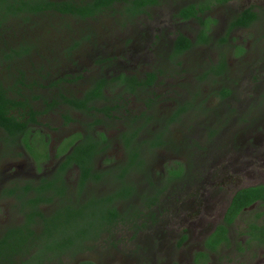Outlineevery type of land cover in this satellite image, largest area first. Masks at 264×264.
I'll return each instance as SVG.
<instances>
[{"label":"rangeland","instance_id":"obj_1","mask_svg":"<svg viewBox=\"0 0 264 264\" xmlns=\"http://www.w3.org/2000/svg\"><path fill=\"white\" fill-rule=\"evenodd\" d=\"M198 1L162 0L160 5L135 19L112 13L88 22L69 19L70 27L59 30L51 29L43 21L41 26H46L43 35L49 52L59 51L58 61H66L63 52L73 48L70 57L77 64L65 62L62 68L51 71V75L55 79L64 73L83 75L73 84L74 92H83L99 78L109 80L120 74L141 81L148 72H153L155 85L136 95L110 86L104 103L117 107L114 115L121 113L119 119L68 107L64 108L65 112L73 119L68 124L57 112L40 116V126L31 127V138L42 139L37 141L38 148L48 142L46 151L51 160L42 163H37L23 144L9 142L0 130V189L13 186L15 181L38 180L50 175L57 164L53 155L59 140L81 132L86 135L103 131L109 139L106 156L95 160L96 168L107 176L101 183L91 182L87 189L89 194L97 196L115 187L128 157V147L136 141L134 134L142 131L139 143L144 146L143 165L130 175L139 196L118 204L122 213L130 207L137 208L141 195L162 185L161 175L167 169L181 165L186 170L188 176L166 190L140 230L135 228L138 220L123 223L114 236H106L98 249L85 255L98 263L191 264L192 253L198 249L202 237L200 230L191 224H202L204 235L220 222L224 210L219 207L216 215L202 217L205 213L201 196L210 187L200 189L199 184L213 172L209 169L218 165L215 167L221 187L218 193L225 198V205L234 193L229 183L236 188L264 184V0H234L227 5L212 6L203 16L208 19L209 37L204 45L196 43L201 23L194 19L184 21L178 16L182 7ZM117 6L119 9L121 4ZM247 8L257 13L254 25L229 31L233 18ZM179 34L194 45L177 61L171 53ZM222 60L225 68L222 74H215L211 70ZM182 109L180 115L183 114L173 122L174 114ZM96 120L102 124H93ZM157 136H161L162 145L150 147L149 140ZM67 178L73 192L77 174L69 173ZM190 178L198 180L197 184L190 182ZM112 182L111 188L108 184ZM3 205L0 211H5L10 223L15 221L18 217L15 208L6 201ZM186 214L193 218L187 220ZM184 228H189V240L180 247L177 243ZM253 252L242 254L232 245L211 256L210 264H264V250ZM253 254H257L256 259ZM65 260V264H74V259Z\"/></svg>","mask_w":264,"mask_h":264},{"label":"trees","instance_id":"obj_2","mask_svg":"<svg viewBox=\"0 0 264 264\" xmlns=\"http://www.w3.org/2000/svg\"><path fill=\"white\" fill-rule=\"evenodd\" d=\"M232 1L234 0H200L182 7L178 16L184 21L194 19L201 23L202 28L196 43L204 45L208 43L209 37L208 19L203 16L210 11L212 6L227 5ZM161 2L162 0H0V130L6 134L8 141L23 144L34 155L36 162L40 163L43 155L34 154L36 145L31 138V125L39 124L40 116L57 112L65 124H68L73 119L65 112V107L87 114L102 113L107 115L117 108L113 104L104 103L107 102L105 92L110 86H116L130 95H136L138 89L152 88L156 80L154 73H147L145 79L141 81L134 76L128 77L120 74L109 80L103 77L99 78L83 92H74L73 84L80 81L83 75L64 73L65 76L60 74L56 76V79L51 75V71L62 68L65 62L77 64L74 58L70 57L73 48L63 52V56L67 58L66 61H58L56 54L59 51L49 52V44L43 35L46 26H41L43 21L51 29L59 30L70 27L69 19L88 22L108 13L135 19L157 7ZM118 4H121L119 9ZM257 18V13L253 12L252 8L244 9L233 18L228 30L249 28L257 21ZM32 28L35 30L31 31ZM69 31L72 32L73 29H69ZM35 32L36 34H33ZM193 45L194 43L186 36L179 34L173 43L171 57L178 61L192 49ZM105 61L107 60L101 59V62ZM70 67L74 66L70 65ZM224 68L225 63L222 60L211 71L215 74H222ZM181 111L175 113L172 119H177ZM141 132L134 134L135 145L133 144L128 149L135 150V148L142 147V144L138 143L141 142ZM155 139L157 140L154 145L158 146L161 143V141L158 142V139L161 140V136H157ZM77 141L79 143L74 145ZM107 142V137L102 132H98L95 138L89 134H86L85 137L78 134L67 141L66 149L72 147V151L62 163L60 170L65 171L73 163L78 166L80 170L79 191L83 190L88 179L100 180V174L93 173L92 161L108 147ZM44 146L46 147L47 143ZM135 156L136 154L133 155V157ZM128 157L129 161L119 174V185L112 192L93 201H88V203L68 205L61 210H56L51 219L44 220L48 229V243L51 242L50 245H52L50 250L56 249L59 251L58 253H68L78 245L83 250V240H96L100 233L106 232V228L119 217V211L115 204L126 201L133 192V188L130 186H121L127 170L134 165L130 154ZM168 173L171 176L169 180L179 178L181 169L170 170ZM57 177L62 179L60 174ZM19 190L21 191V188ZM62 190V185H58L54 181H41L37 185L29 184L22 187L24 195L31 191L38 195L35 200H30L27 203L36 211L39 202L47 201L42 196L45 191H55L57 194L63 195ZM15 192L16 188L9 189L6 193L10 195ZM256 202H264L263 185L242 189L235 193L222 223L206 238L205 248L207 251L216 252L222 243L229 245L227 225L237 218L243 208ZM32 215L39 214L33 212ZM29 218V221H32L31 216ZM245 231L249 237L247 244L257 241L259 245L264 246V224L252 222L245 227ZM30 235L31 233L25 234L20 228L12 229L0 241V250L12 247L8 242L9 238L18 236L26 242ZM20 238L17 241H21ZM208 255L206 252L204 254L197 253L194 256V264H206ZM46 258V251H42L34 261L27 264H44L43 259ZM82 264L92 263L83 262Z\"/></svg>","mask_w":264,"mask_h":264},{"label":"flooded vegetation","instance_id":"obj_3","mask_svg":"<svg viewBox=\"0 0 264 264\" xmlns=\"http://www.w3.org/2000/svg\"><path fill=\"white\" fill-rule=\"evenodd\" d=\"M231 3V2H230ZM230 25V24H229ZM254 25V24H253ZM229 28V26H228ZM239 29H245V28H239ZM150 73V72H148ZM153 73V72H151ZM155 74V73H154ZM146 76V75H145ZM145 79V77H144ZM155 84L153 83V86ZM150 89V88H148ZM142 90H147L146 89H138L137 92L142 91ZM116 109H113L110 113H107V115H105V117L107 119H119L121 117V113L117 112V115H114V113L116 112ZM182 111H184V109H182ZM102 114V113H101ZM183 114V113H182ZM181 114V115H182ZM104 115V114H103ZM180 115V116H181ZM180 118V117H178ZM177 118V119H178ZM177 119H172L173 122H175ZM98 121V122H97ZM93 124L96 125H100L102 124L100 120H96L95 123L93 122ZM33 126H40V121L39 124L36 125H31V127ZM92 126V125H91ZM43 128V127H42ZM44 128L50 129V127L45 126ZM98 132H102L106 135L105 132L103 131H97L94 134H90L89 135L93 136L94 138L97 136ZM80 134L81 136L85 137V132H81V133H75L74 135H72L71 137L65 138L62 141H60V145L55 149V153L53 155V157L56 159V166L53 169V172L50 175H45L41 178H39L38 180H32V181H24V182H20V183H16V181L13 183V186L11 185L10 187H5L0 189V208L3 207L4 208V201L9 202L10 203V207H14L15 208V212L17 214V219L15 221H12L10 223V221H8V216L5 213L4 210L0 211V241L3 240L8 233H10V231L12 229L15 228H20V230H22L25 234L31 233V235L28 237L27 241H23L20 237L15 236L13 238H9L8 242L12 245V247H5L3 250H0V264H27L28 262H32L35 260L36 257H38V254L41 253L42 251H46L47 253V258L43 259V263L44 264H65L66 260L65 259H74V264H82L83 262L85 263H92V264H106V263H98L92 259L87 258L85 255L94 251L95 249H98L101 244H103V241H101L103 238H105L106 236H114L115 231L117 229V227H119L120 225H122L123 223L129 224V223H133L135 220H138V224L135 227L136 229H141L145 222L146 219L149 218V212L150 210H153L157 205H159L160 203V199L161 197L164 195V193L166 192V190L173 185L175 182L177 181H182L183 177L185 175H187L186 170L179 165L177 168H169L166 170V172L164 174L161 175V177H164L163 180V184L160 185L158 188H155L148 194H143L141 195V204L135 208V207H130L127 211H125L124 213H122L117 205L120 203H125V202H129L131 200H133L135 197L139 196L138 190H137V186L133 183L132 179L130 180V175L137 169L141 168L143 165V150H144V146L142 145V147L140 148H135V150H130L128 149V154H130L131 159L134 163V165L127 170L126 175L124 180L122 181L121 186L125 185V186H130L131 188H133V192L130 195V197L127 198L126 201L124 202H119L115 204V207L117 208V210L119 211V217L113 222L111 223L112 225L108 226L106 228V232H102L100 233V236L96 239V240H87L84 241L83 240V250L82 248L78 245L76 246L71 252L68 253H58L59 251L56 249L50 250L52 249V245L51 242H49L48 238H47V231L48 229L46 228V225L44 223L45 219H51L53 217V215L55 214L56 210H61L63 208H65L68 205H78V204H83L85 202L88 203V201H93L96 198L102 197V196H106L107 194H109L110 192H112L115 188L118 187L120 180L119 178V174L117 176L116 179V185L115 187L102 195H92L89 194L87 192L88 189V185H90L91 182L93 183H101L102 180L104 179V177H106L107 175L102 172L99 171L96 166H95V160L97 157L100 156H106V152L109 148V139L107 137V144L108 147L100 154H98L95 158H93L92 161V166H93V173L94 174H100L101 178L99 181H95L94 179L89 180L86 183V186L83 188L82 191H79L78 188V181H79V177H80V170L78 168V166L76 164H72L69 168L65 169V171L60 170V167L62 165V163L66 160L67 156L70 154V152L72 151V147H69L66 149V145H67V141L71 140L74 136ZM41 142V138H36L35 140V145L37 146L39 143H37V141ZM157 139L153 138L151 140H149V146H155L154 143ZM161 143L158 146L162 145V139H158V142ZM47 143L48 146V142ZM79 141L75 142L74 145L78 144ZM139 143V142H138ZM45 145V144H44ZM135 145V143H134ZM35 146V151L34 154H40L43 155L42 156V162L47 161V160H51V156L47 153V146L43 147V148H38ZM156 148V147H154ZM136 154L135 157H133V155ZM34 156V155H33ZM45 156V157H44ZM36 161V160H35ZM129 161V157H127V160L123 166V168L126 166L127 162ZM218 165L213 166L211 169H209V172L211 170H213V172L211 174H207V176H205V178L203 179L202 184L200 185V189L204 186H209L210 190L205 191V193L202 194L201 198H202V205H203V212L205 214L202 213V217L206 218L209 216H214L218 213V208L221 207L224 210L222 211V215L220 218V222L216 223L212 229L208 232V233H204V226L202 224H196L193 225L191 224V227L196 228L198 230H200V233L202 234L201 237V241H200V245L198 247V249L192 253V256L190 258V262L191 264H194V256L198 253H207L208 255V261L206 264H210L211 262V256L217 255L220 253V250L225 249V248H230L232 245H234L235 249L238 250V252L244 254L246 252H252L253 253H257L259 250H264V246L263 245H259V243L257 241H253L250 244H247V240L249 239V237L245 234V227L252 223V222H256L258 224H264V202H256L255 204H252L249 207L243 208L242 212L240 214H238L237 218L229 225H227V230H228V239H229V245H226L225 243H222L218 246L217 251L216 252H210L207 251V249L205 248V241L206 238H208L217 228L218 225H220L222 223V220L225 216V213L233 199V196L235 195V193H237L238 191L242 190V189H247V188H251V187H256L259 185H263L264 184H256V185H250V186H240L237 187L232 185L231 183H229V185H231L234 188V193L232 194L231 197H229V200L227 202V204L225 205V198H222V196L218 193L219 189L221 187H218L219 184L217 183V178H216V171L217 169L215 168ZM181 169V175L179 178H173L171 180H169V178L171 177L168 173V171L170 170H178ZM122 169V168H121ZM38 170L41 172L42 171V165L41 167L39 166ZM60 170V172H59ZM195 170H193L194 172ZM75 172L77 174V178H76V184H74V186L76 187V190L74 189L73 192H71V189L69 187L70 183L68 181V175L69 173H73ZM201 173L204 174L205 173V169L201 170ZM62 176L61 178H58V175ZM188 176V175H187ZM132 177V176H131ZM45 179V180H42ZM190 182L196 183L198 182V180L196 179H192L190 178ZM41 181H47V182H56L58 185H62V194H57L55 191H48V192H44L43 193V197L46 198L47 201H42L39 202L37 204V211L34 210L31 205H28L27 203H29L30 200H35L38 195L34 194V192H30L27 194H23L22 193V187H24L25 185H37L39 184ZM225 183V181H223L221 184ZM111 188L113 187V182L112 185L111 183L108 184ZM16 188V192L15 194H10L8 195L6 192H8L9 189H14ZM21 188V191L19 190ZM205 194V195H204ZM208 197V198H207ZM2 203V206H1ZM225 205V206H224ZM33 212H37L39 215L33 216L32 213ZM31 216L32 221H29V217ZM193 218L191 215L186 214V219H191ZM181 234H180V240L179 243H177V245H179L180 247L183 246V244H186L188 239V232H189V228H184L183 230H181ZM187 233V234H186ZM20 238L21 241H17V239ZM234 238V239H233ZM200 240V239H199ZM161 247V245H160ZM85 256V257H83ZM253 258L256 259L257 258V254H253ZM68 261V260H67Z\"/></svg>","mask_w":264,"mask_h":264}]
</instances>
